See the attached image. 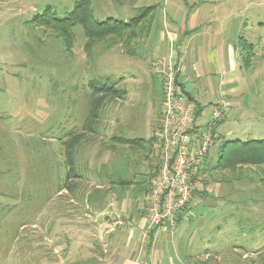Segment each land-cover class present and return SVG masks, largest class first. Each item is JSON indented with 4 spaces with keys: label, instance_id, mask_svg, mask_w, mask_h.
<instances>
[{
    "label": "rangeland",
    "instance_id": "374dc122",
    "mask_svg": "<svg viewBox=\"0 0 264 264\" xmlns=\"http://www.w3.org/2000/svg\"><path fill=\"white\" fill-rule=\"evenodd\" d=\"M148 6H156L153 15L158 22L150 42L149 37L142 39L133 55L120 45H99L89 59L82 27L74 29L75 46L67 52L53 31L30 22L48 8L55 18H65L73 11L74 0H0V264H101L91 256L99 252L100 245H108L104 244L110 239L108 230L95 237L88 227L90 235L76 237L77 229L71 227L75 235L66 236L60 227L63 214L78 212L83 216L78 222L86 224L96 206L108 208V195L112 198L128 188L136 198L141 184L150 194L160 170L153 147L132 148L113 138L156 140L161 122L151 119H162L163 85L151 64L158 55L164 57L169 52V39L165 36L162 41L161 34L167 32V22L174 20L178 27L202 23L203 30L211 26L218 35L210 40L212 47L222 41L224 31L230 40L241 39L242 67L237 66L236 83L241 91L231 95L241 103L226 111L222 124L216 123L221 124L216 131L227 141L264 139V0H92V11L99 22L108 18L129 22L140 8ZM190 12L194 17L188 22ZM197 55L202 59L206 53ZM250 55L248 66L246 58L248 61ZM218 77L214 73L207 78L215 92L204 93L202 118L212 119L221 97L233 101L222 95V90L229 87H218ZM205 82L201 79L198 85ZM93 83L96 87L115 83L124 95L106 101L92 126L94 132L77 148L75 167L80 179L77 189L68 193L60 189L69 173L65 144L70 133L85 131ZM247 104L253 105L252 110ZM151 127L155 134L148 138ZM211 167L207 165L192 181L195 198L203 197L205 183L211 181ZM130 180L140 185L120 186L121 181ZM247 187L238 189L244 192L246 201L242 207L240 204L241 209L245 212L250 207L244 214L264 210V188L257 189L261 191L257 205L252 204L250 195L255 188ZM228 200L211 198L205 205L194 203L190 220L177 221L173 238L168 234L166 258L159 264H171V260L189 264L188 239L192 245L197 244V233L215 224L222 228L218 241L224 246L223 261L258 263L255 253L264 248V219L258 220L255 215V219L244 220L237 205ZM128 204L134 207L137 200ZM75 218L72 216V220ZM103 223L107 224L105 220ZM179 234L184 239L180 250ZM262 252L260 264H264V249Z\"/></svg>",
    "mask_w": 264,
    "mask_h": 264
},
{
    "label": "crops",
    "instance_id": "0c3cea01",
    "mask_svg": "<svg viewBox=\"0 0 264 264\" xmlns=\"http://www.w3.org/2000/svg\"><path fill=\"white\" fill-rule=\"evenodd\" d=\"M191 12L188 15V22L194 17V14L192 15ZM173 22L174 20H172V22H167L165 26V28H167L166 33L161 32L162 41H165V36H167L169 39V52H167V56L164 57L158 55V60L154 64L152 63L151 66L155 68L156 74H159L156 70L157 65L164 64L167 61H171L173 63V65L177 68V79L182 91L194 102L196 111L199 113V116L196 119L195 132L204 133L208 131L212 135V143L209 147V151L204 158L201 167L199 168L200 174V171L203 169L206 170L207 165L211 164V168H214L218 162L221 148L227 140L224 139L225 136L223 134H218L216 130L218 126L222 124L226 111L233 106H239L241 103L234 101L236 100V97L231 98V95L240 93L241 91V88L238 87L236 83L239 81V77L237 75V66L240 64V67H242V64L239 62L242 55L240 49L242 41L241 39L238 41L230 40L227 36V32L224 31L222 34L220 32L222 41H220L215 47H212L213 44L210 43V40L213 41L214 37H217L218 35L214 34V31L211 30V26L207 27L206 29V26H204L203 30L202 23H186L185 26L178 27ZM157 24L158 22L156 21L153 23L152 33L149 36V39H147L149 42L153 36L154 28H156ZM170 25L174 27H170ZM203 39L204 42H202ZM200 51L206 53L202 59L197 55ZM193 52L195 54H193ZM211 54L212 57L208 58ZM247 65L250 66L249 64ZM214 73L219 76L218 87H220V85H222V87H229L226 90H222V95L225 97H230L233 101L226 100L225 98L221 97L213 112L216 110L220 111L222 119L220 118L219 120L213 121L209 124L211 119L202 118L204 107L201 104V100L204 93L207 94L210 91L211 93L215 92V90H213V86H210L207 79L208 77L213 76ZM201 79L206 81L203 86L198 85V81ZM247 106L249 111L252 110L253 105L247 104ZM162 110L163 103L161 107V113ZM151 120L159 123L162 119ZM218 122H221V124L217 126L216 123ZM153 134H155L154 128L151 129V133L148 138H152ZM237 140L241 141L240 139ZM261 170L262 169L254 166H244L240 167L234 173H228L226 175H223L222 173V175H219L218 178L215 176V174L218 172L211 170L212 175L209 174L211 181H206L207 183H205L203 197L199 196L198 198H195V196L192 195L190 203L185 208V210L181 212L183 214V219L181 221L187 219L190 220L189 211L194 209V203H203L205 205V203H207L211 198L214 200H219L222 198L229 199L228 202H232V204L237 205V209L241 211L244 220H249V218L255 219V215L258 220H263L264 210H262V208H258L257 213L255 211L256 214L254 211V214H244L247 210L250 212V207H248L249 209H245V212L241 209L242 205H244L246 201L242 198L244 192L241 193L238 191V189L241 187L245 188L250 186V188H255L250 192L253 200L252 204L259 205L260 191L257 189L259 187L264 188V181L262 182L264 175L262 177L260 176ZM145 177L146 176H144V178ZM135 183L138 182L135 181ZM129 187L134 188L135 185L131 184ZM97 188L100 189L103 188V186H97ZM140 188L141 189L139 190V194L136 198L132 195V190H128V188L125 189L128 191L115 194V196L112 198L108 195L107 201L110 204L108 208L105 210L104 208H100V206H96L94 214L89 219H87L91 221L86 224L84 222H78V220L83 221V216L78 212H74V215H70L72 212L70 214L69 212L67 214H63V217L60 221V227L64 231V235H75L72 232L73 228H75L77 229L76 237L82 235L87 236L90 234L91 236H95L96 234L101 236L103 230L107 229V234L110 239L104 244L108 245H100L101 249H99L97 254L94 253L91 256V259H98L99 263L101 264H134L135 260L137 259H140L144 264H159L166 258L164 254V244L167 242L168 234L171 238H173L174 232L173 234H170L167 228L162 227L147 236L146 229L149 219L148 209L151 192L150 194H147V191L144 190L145 187L142 184L140 185ZM227 188L228 191H226ZM128 193L131 194L128 195ZM98 199L99 198L97 197V199L94 200L96 205L98 203ZM133 200H137V204H135L134 207L131 206V204H128V202ZM218 205L219 204L217 203L216 207H218ZM65 216L66 218L64 219ZM72 216L76 217V220H72ZM104 220L107 224L103 223ZM88 227L93 230L92 232H89L90 234L86 231L89 229ZM97 229H102L99 231L100 234L97 232ZM221 229L222 228L220 225L215 224L210 228L200 231L197 233V237H195V240L198 243L194 245H192L191 241L188 239L189 250L186 252H188L187 258L189 264H228L227 260L223 261L224 246L218 241L219 236L221 235ZM216 236H218V238ZM201 238L203 239V242H199ZM178 241V250L183 249L182 245L184 244V239L181 234L178 236ZM260 245L261 243L258 246ZM262 246H264V244ZM238 249L239 247H234V251L237 252ZM257 250L258 251L255 254L260 261L263 252L262 250ZM259 261H257L258 263L252 261V264H260ZM76 264L82 263L77 261ZM171 264H174L173 260H171Z\"/></svg>",
    "mask_w": 264,
    "mask_h": 264
},
{
    "label": "trees",
    "instance_id": "16d2710c",
    "mask_svg": "<svg viewBox=\"0 0 264 264\" xmlns=\"http://www.w3.org/2000/svg\"><path fill=\"white\" fill-rule=\"evenodd\" d=\"M156 6H148L140 8L139 14L132 18L129 22L108 18L105 21H97L92 11V0H74V9L69 15L62 19H57L48 8L43 14H37L31 19V23L36 26H41L53 31L56 37L62 40L65 50L71 52L75 46L76 35L74 29L82 27L85 32L86 42L84 45L85 52L89 59H92L95 49L99 45H106L108 48L120 45L124 48L127 54L133 55L136 53V47L152 33L153 23L156 16L153 15ZM253 50L254 46L250 45ZM135 51V52H134ZM251 64V56L247 61ZM93 92L89 103V115L83 132H72L70 140L65 144L66 150V164L69 168L66 183L60 188L68 193L74 192L77 189L78 180L75 167V153L90 134L93 133L92 126L100 116L102 107L108 99H119L123 97L124 92L116 88V84L109 86L107 84H99L98 87L93 83ZM164 93V92H163ZM196 119L199 116L196 111ZM114 141L120 144L130 145L132 148L141 147L147 149L155 142V139H133L124 140L120 138H113ZM154 154V152H153ZM254 166L262 169L260 176L264 175V140H249V141H226L221 148L218 162L212 169L218 172L219 175H226L234 173L240 167ZM160 167V166H159ZM201 172V171H200ZM200 175L199 173L192 178V181ZM264 178L262 179V182ZM120 186H128L131 184H138L135 181H121ZM113 186L114 184L111 183ZM125 191V190H124ZM261 193V191H260ZM183 214H179L177 221L183 219ZM252 263V262H251Z\"/></svg>",
    "mask_w": 264,
    "mask_h": 264
},
{
    "label": "built area",
    "instance_id": "2783aa9c",
    "mask_svg": "<svg viewBox=\"0 0 264 264\" xmlns=\"http://www.w3.org/2000/svg\"><path fill=\"white\" fill-rule=\"evenodd\" d=\"M156 70L164 92L161 127L153 144L154 155L160 160V170L149 199L147 235L162 227L173 234L178 215L191 201L192 178L199 173L212 143L208 131L195 132V104L182 91L177 68L167 61L157 65ZM220 118L221 112L214 111L209 124ZM134 264L144 263L138 259Z\"/></svg>",
    "mask_w": 264,
    "mask_h": 264
}]
</instances>
